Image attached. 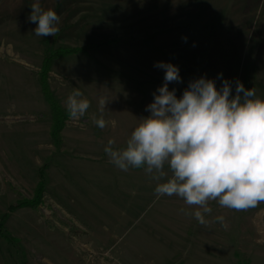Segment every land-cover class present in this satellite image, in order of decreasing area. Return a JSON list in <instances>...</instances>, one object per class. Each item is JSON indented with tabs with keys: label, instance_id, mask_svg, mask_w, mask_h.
Instances as JSON below:
<instances>
[{
	"label": "rangeland",
	"instance_id": "1",
	"mask_svg": "<svg viewBox=\"0 0 264 264\" xmlns=\"http://www.w3.org/2000/svg\"><path fill=\"white\" fill-rule=\"evenodd\" d=\"M32 3L0 0V264H264V202L237 211L211 201L202 226L197 206L157 196L143 167L122 171L104 152L109 139L124 148L150 114L164 78L157 62L178 66L169 89L179 98L202 76L220 88L234 47L241 60L253 48L264 99V0H40L61 17L56 37L34 34ZM114 38L126 41L52 61L46 80L62 108L75 87L91 104L54 140L43 57Z\"/></svg>",
	"mask_w": 264,
	"mask_h": 264
},
{
	"label": "clouds",
	"instance_id": "2",
	"mask_svg": "<svg viewBox=\"0 0 264 264\" xmlns=\"http://www.w3.org/2000/svg\"><path fill=\"white\" fill-rule=\"evenodd\" d=\"M31 9L34 34L56 37L61 21L57 12L42 8L40 0H33ZM154 66L164 70V78L146 106L150 114L139 118L124 148L108 140L104 152L109 162L122 171L143 167L156 181L155 194L176 195L197 206L191 215L202 226L213 211L211 201L237 211L264 202V99L238 80L233 95L232 83L222 74L220 88L202 76L190 81L178 98L176 89H169V84L181 82L178 66L163 61ZM108 102L107 97L99 99L101 114ZM65 105L71 119L84 117L91 106L78 87ZM93 120L100 129L106 127L102 115ZM216 219L223 222V217Z\"/></svg>",
	"mask_w": 264,
	"mask_h": 264
},
{
	"label": "trees",
	"instance_id": "3",
	"mask_svg": "<svg viewBox=\"0 0 264 264\" xmlns=\"http://www.w3.org/2000/svg\"><path fill=\"white\" fill-rule=\"evenodd\" d=\"M212 27L209 25L201 26L202 34L208 36L212 33ZM126 39L122 38H114V39H102L96 43L85 45L82 47H58L52 50L48 55L43 57L41 63V77H40V87L42 95L45 98V101L49 107L51 116H52V126H51V135L54 140H58V136L60 131L64 126V122L68 117L67 110L62 108L59 103L58 98L54 95V93L49 88V85L46 80L47 72L52 65V61L54 59L65 57L68 55L74 54H84L88 55L89 52H96L100 50L102 47L109 45H115L117 43L125 42ZM150 41V39H149ZM240 49L238 47H234V49L230 52L228 56L227 63L225 65L224 74L228 80H231L233 84L236 86V81H240L243 83L246 89L253 88V79L255 78L252 75V69H255V65L252 62L253 58V48L250 49L248 53V57L245 60H241L239 55ZM12 209V207H10Z\"/></svg>",
	"mask_w": 264,
	"mask_h": 264
}]
</instances>
